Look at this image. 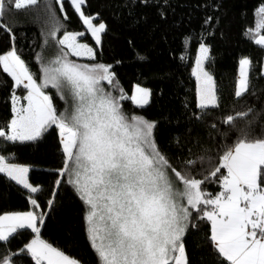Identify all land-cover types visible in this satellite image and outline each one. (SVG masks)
<instances>
[{
    "label": "snow or ice",
    "instance_id": "obj_1",
    "mask_svg": "<svg viewBox=\"0 0 264 264\" xmlns=\"http://www.w3.org/2000/svg\"><path fill=\"white\" fill-rule=\"evenodd\" d=\"M70 2L99 45L106 24L96 25L93 20L97 17L84 14L86 0ZM37 4L38 0H0V17L7 6L26 10ZM257 15L258 27L264 29V5L257 9ZM56 31L50 35L55 37ZM84 35L66 32L57 41L61 45L59 54L42 65V82L37 81L14 46L0 54L2 71L12 78L14 87L26 91V104H21V97L13 92L14 116L7 132L0 129V138L35 141L49 128L58 129L64 157L59 176L66 177L65 182L84 205L85 230L98 264H189L185 238L190 228L196 227L195 220L210 225L207 239L222 264H264V132L255 136L235 123L252 110L223 120L239 134L232 144L221 145L215 158L205 155L188 159L178 169L156 143L155 122L129 116L121 104L131 100L143 107L149 103L150 90L137 85L131 96L123 89L113 95L101 83L113 85L115 74L110 65L77 63L69 58L95 59L93 47L77 42ZM255 43L264 47V35ZM208 52L202 44L194 72L199 81L197 107L205 115H210L209 108L220 107L215 80L202 67ZM251 63L248 58L239 61L237 98L250 90ZM49 85L66 104L70 97L71 104L62 113H57L45 91ZM247 124L250 126L251 121ZM197 164L201 166L199 179L193 175ZM28 172V167L8 163L0 155V173L37 193L40 189L28 181ZM206 182L217 183L220 191L215 195L207 192L202 187ZM59 183L58 179L56 185ZM52 202L49 200V206ZM30 203L32 211L0 214V242H8L21 230H30L33 238L19 253L29 256L34 264H80L41 238L45 214L35 210L40 208L36 199L30 198ZM16 255L0 254V264H14Z\"/></svg>",
    "mask_w": 264,
    "mask_h": 264
},
{
    "label": "trees",
    "instance_id": "obj_2",
    "mask_svg": "<svg viewBox=\"0 0 264 264\" xmlns=\"http://www.w3.org/2000/svg\"><path fill=\"white\" fill-rule=\"evenodd\" d=\"M261 5L264 0H86L84 14L97 17L93 20L96 25L106 24L97 45L70 0H62V7L61 0H38L37 5L26 10L6 7L0 17V23L5 25L0 28V54L14 46L37 81L42 82V65L59 54L61 45L57 41L66 32H84L79 40L95 49V59L69 58L77 63L110 65L114 83H101L113 95L123 89L131 96L137 85L149 89L147 105L138 107L131 100L121 104L129 116L155 122L159 149L182 169L183 161L205 155L215 158L221 145L235 141L238 131L223 123L228 115L251 109L248 117L237 118L236 127L247 128L255 136L264 132V47L255 43L264 35V29L258 27L257 9ZM57 29L55 37L51 36ZM202 44L209 49L205 67L215 80L220 104L219 108L207 110L210 115L197 107L194 69ZM242 58L252 62L250 90L237 98L234 93ZM45 91L52 97L58 114L69 107L56 89ZM13 92L25 103L26 91L14 87L12 78L0 67V129L6 132L14 116ZM0 155L8 163L28 167L29 182L40 189L32 194L0 173V214L32 211L30 198L36 199L40 208L35 210L45 214L41 238L80 264H98L85 230L84 205L65 182L66 177L59 176L64 157L58 129L49 128L35 141L10 142L0 138ZM199 171L201 166L197 164L193 175L198 179L202 178ZM58 179L60 183L56 185ZM202 187L213 195L220 191L213 182ZM49 200L53 201L50 206ZM194 223L196 227L190 228L185 238L189 264H222L207 239L210 225L200 220ZM32 238L30 230H21L8 242H0V254L17 253L14 264H34L29 256L19 253Z\"/></svg>",
    "mask_w": 264,
    "mask_h": 264
},
{
    "label": "rangeland",
    "instance_id": "obj_3",
    "mask_svg": "<svg viewBox=\"0 0 264 264\" xmlns=\"http://www.w3.org/2000/svg\"><path fill=\"white\" fill-rule=\"evenodd\" d=\"M101 35V34H100ZM81 37H78V43H83V42H81L79 39H80ZM199 56H200V47H199V50H198V53H197V56H196V61H197V59L199 58ZM80 58H83V59H88V58H86V57H80ZM208 58H209V52H208ZM207 60L208 59H206V60H204L203 61V63H202V67H203V69L206 71V62H207ZM194 71L196 72L197 71V66H196V62H195V69H194ZM104 82H106L107 83V81H104ZM48 88H51V85H49L48 86ZM136 89V88H135ZM135 89H134V94H135ZM68 98V100H69V106H70V104H71V100H70V97H67ZM149 99H150V97H149ZM20 103L21 104H26V101H25V103H22V101H20Z\"/></svg>",
    "mask_w": 264,
    "mask_h": 264
},
{
    "label": "crops",
    "instance_id": "obj_4",
    "mask_svg": "<svg viewBox=\"0 0 264 264\" xmlns=\"http://www.w3.org/2000/svg\"><path fill=\"white\" fill-rule=\"evenodd\" d=\"M85 5V4H84ZM84 5H82V8H83V6ZM83 11V10H82ZM259 38V37H258ZM260 46V45H259ZM207 71V70H206ZM249 71H250V69H249ZM263 74H264V65H263ZM248 76H249V73H248ZM195 77H196V79H197V76L195 75ZM197 84H198V86H199V81H198V79H197ZM27 178H28V174H27ZM29 181V180H28ZM20 185V184H19ZM20 186H22V185H20ZM23 187V186H22ZM24 188V187H23ZM26 190H28L29 192H30V190L29 189H26ZM32 194H34V193H32ZM9 214V213H8Z\"/></svg>",
    "mask_w": 264,
    "mask_h": 264
}]
</instances>
